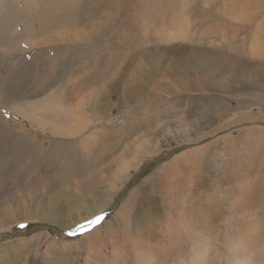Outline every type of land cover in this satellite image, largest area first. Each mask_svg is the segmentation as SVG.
<instances>
[{
  "label": "rangeland",
  "instance_id": "1",
  "mask_svg": "<svg viewBox=\"0 0 264 264\" xmlns=\"http://www.w3.org/2000/svg\"><path fill=\"white\" fill-rule=\"evenodd\" d=\"M28 1L0 0V78L30 68L0 125L41 148L0 152V264H264V0ZM122 137L151 148L97 213Z\"/></svg>",
  "mask_w": 264,
  "mask_h": 264
},
{
  "label": "bare ground",
  "instance_id": "2",
  "mask_svg": "<svg viewBox=\"0 0 264 264\" xmlns=\"http://www.w3.org/2000/svg\"><path fill=\"white\" fill-rule=\"evenodd\" d=\"M28 1V0H27ZM162 1V0H161ZM161 1H157L159 2V4L161 3ZM29 2V1H28ZM142 5V4H141ZM145 6H147V11L149 9V12H151V10H159V7L155 9V7L157 6V3H152V2H145L144 3ZM143 5V6H144ZM146 8V7H143ZM54 11V10H53ZM58 21H61L60 19ZM41 28V27H40ZM44 28V27H43ZM39 29V28H38ZM1 35V34H0ZM37 35V34H36ZM27 36V35H26ZM124 39V38H123ZM14 41V40H13ZM123 41V40H122ZM135 41V40H133ZM107 42V43H106ZM136 42V41H135ZM10 43V42H9ZM106 43L108 45V41H103V44ZM129 43V42H128ZM130 44H132L130 42ZM122 46V45H121ZM135 46V45H134ZM123 47V46H122ZM127 47V46H126ZM125 47V48H126ZM257 54L261 53V52H256ZM260 56V55H259ZM23 68V67H20ZM20 70V69H19ZM12 71V70H11ZM15 71V70H13ZM30 71L29 67H26L23 69V72H18L16 73V77L15 79H11L13 77H9L10 75L13 76V74H9L7 77L6 75L4 76V78H0V91L6 93L9 98L12 97H17L19 92L21 94V90L25 89L26 83H27V79L26 77L28 76V73ZM22 76H24V78H22ZM101 121V120H100ZM146 121V120H145ZM22 123H20V125L17 124H10V126H3L0 125V152L2 153L3 151H10V152H16L19 150L23 152H27V151H31V150H37L39 148H41L39 145H37V143H35L36 141H34L31 144H25V140L29 137H35L38 135L37 131H31V129H29L26 125H21ZM31 125H35L34 122H30ZM145 125V124H144ZM152 125V124H151ZM36 127V126H35ZM145 127V126H144ZM147 128V127H146ZM67 129V128H66ZM145 129V128H144ZM152 129V128H151ZM20 130V131H17ZM71 130L72 129H68L67 130V134H71ZM187 131V130H186ZM150 132V131H148ZM151 132H153V130H151ZM156 132V131H155ZM183 132V131H181ZM184 133V132H183ZM150 133H148L149 135ZM154 134V133H153ZM157 134V132H156ZM44 137V136H43ZM125 138V137H124ZM39 141V140H38ZM41 141V140H40ZM151 139L149 138L146 141H142L141 139H139L137 142H133V143H129L126 144L124 146V141H123V137L121 139H119L118 143H117V148L118 150L123 149V156L121 157V154H119L117 157V159L114 160V164H111L108 166V171L109 172H113V178L110 180V184L109 186L107 185V187L105 186V189L102 193H104V195L106 196L105 200H103L102 202H100L99 204H95V209L97 210V213H100V211H102L111 201H112V197L114 195V193H116L117 186L118 183L125 178L126 174L129 173V170L134 167V165L137 163H139L140 161H142L144 155L146 153H148V150L151 145ZM162 141H160V139L157 140L156 143V147H159L161 145H166L167 142L163 141V143H161ZM40 143V142H39ZM120 148V149H119ZM117 150V151H118ZM18 151V152H20ZM99 152V151H98ZM103 152V151H102ZM99 152L98 155L101 158L102 156L105 157L107 156V152L106 153H102ZM198 152V151H197ZM13 155V154H12ZM180 156V155H179ZM189 156V155H188ZM102 157V159H103ZM105 159V158H104ZM170 165V164H169ZM108 173V172H107ZM109 175V174H108ZM89 176V175H88ZM86 177V176H85ZM92 177H94V175H92ZM95 181L93 182L92 179L90 178L88 183H92V187L94 188H100L101 190L104 188L102 187V185L104 184L103 182V177L98 178V180L96 181V177ZM93 178V180H94ZM84 179V178H82ZM89 179V178H88ZM86 180V179H85ZM108 180V179H107ZM83 183V182H82ZM0 184H2V182H0ZM3 185V184H2ZM83 186V185H82ZM102 187V188H101ZM1 188V185H0ZM98 188V189H99ZM88 192V191H87ZM91 193V192H90ZM93 194V192H92ZM85 198V197H84ZM86 199V198H85ZM81 201H84V199H82ZM80 201V202H81ZM4 206V205H3ZM94 206V205H93ZM93 208V207H92ZM92 212V211H91ZM96 213V214H97ZM95 214V213H94ZM53 217V216H52ZM203 255V254H202ZM198 259V258H197ZM202 260V259H201ZM202 262V261H201ZM199 264V263H198Z\"/></svg>",
  "mask_w": 264,
  "mask_h": 264
},
{
  "label": "snow or ice",
  "instance_id": "3",
  "mask_svg": "<svg viewBox=\"0 0 264 264\" xmlns=\"http://www.w3.org/2000/svg\"><path fill=\"white\" fill-rule=\"evenodd\" d=\"M102 218H103L102 216H97L94 220L89 221V223H92V224L98 223ZM78 227L82 228L83 225H79Z\"/></svg>",
  "mask_w": 264,
  "mask_h": 264
}]
</instances>
